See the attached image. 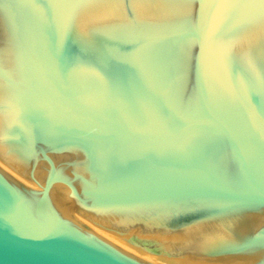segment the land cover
<instances>
[{"label":"water","instance_id":"water-1","mask_svg":"<svg viewBox=\"0 0 264 264\" xmlns=\"http://www.w3.org/2000/svg\"><path fill=\"white\" fill-rule=\"evenodd\" d=\"M125 2L0 0V264H264V0Z\"/></svg>","mask_w":264,"mask_h":264},{"label":"snow or ice","instance_id":"snow-or-ice-1","mask_svg":"<svg viewBox=\"0 0 264 264\" xmlns=\"http://www.w3.org/2000/svg\"><path fill=\"white\" fill-rule=\"evenodd\" d=\"M139 2H142V0H134V3H139ZM111 3L113 5L116 6L117 10L119 9V6L122 5V4H125V0H111ZM127 11V9H125ZM133 11H135V9H133ZM0 106H3L2 104H0Z\"/></svg>","mask_w":264,"mask_h":264}]
</instances>
